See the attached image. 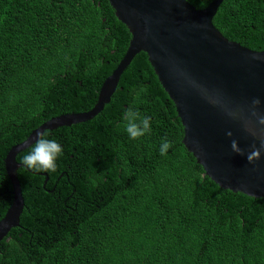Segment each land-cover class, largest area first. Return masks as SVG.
<instances>
[{"label":"trees","instance_id":"trees-1","mask_svg":"<svg viewBox=\"0 0 264 264\" xmlns=\"http://www.w3.org/2000/svg\"><path fill=\"white\" fill-rule=\"evenodd\" d=\"M186 1L201 10L213 0ZM213 25L264 50V0H223ZM130 38L106 0H0V220L13 198L8 151L52 118L90 111ZM129 107L151 117L135 140ZM49 133L63 148L55 172L24 167L28 148L16 156L24 207L0 264H264V199L205 176L145 53L100 113Z\"/></svg>","mask_w":264,"mask_h":264},{"label":"water","instance_id":"water-1","mask_svg":"<svg viewBox=\"0 0 264 264\" xmlns=\"http://www.w3.org/2000/svg\"><path fill=\"white\" fill-rule=\"evenodd\" d=\"M106 1L129 31L126 52L102 83L90 111L52 118L8 151L4 167L13 198L0 220V241L18 227L24 207L17 178V170L23 165L16 162L17 154L35 143L38 131L69 127L94 118L109 103L121 74L140 52L147 55L161 87L173 102L183 128L182 145L205 176L223 190L264 199V150L258 161L247 160L253 144L260 147V140L225 110L247 111L251 101L259 98L257 111L264 115V50L252 51L229 41L215 28L213 18L223 0H213L201 10L186 0ZM201 89L223 106L210 103ZM228 131L233 133L231 138L226 135ZM233 139L245 155L232 151Z\"/></svg>","mask_w":264,"mask_h":264},{"label":"clouds","instance_id":"clouds-1","mask_svg":"<svg viewBox=\"0 0 264 264\" xmlns=\"http://www.w3.org/2000/svg\"><path fill=\"white\" fill-rule=\"evenodd\" d=\"M194 83V82H193ZM210 103L214 105H221L219 99L209 96L206 90L201 89ZM261 101L259 98H254L251 101L250 108L245 111L243 108L239 109H225L229 117L235 120H240L244 126L245 131H248L251 135L257 137L260 140V147L257 148L255 144L252 146V150L247 154L248 163H254L261 157V151L264 150V115H261L257 108ZM123 119L125 123V131L128 136L135 140L143 137L146 133L151 131V117L140 116L138 111H134L131 107L125 110ZM255 125L261 126L259 130ZM49 131H38L36 134V141L32 144L21 160V163L27 169L35 172H55L57 170V160L63 154V148L60 143L55 139H49ZM226 135L231 138L233 133L231 131L226 132ZM171 148V144L165 140L160 146V155L164 156ZM231 149L233 152L239 155H245L244 150L238 146V142L231 140Z\"/></svg>","mask_w":264,"mask_h":264}]
</instances>
